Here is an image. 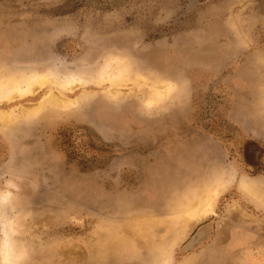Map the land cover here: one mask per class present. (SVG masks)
Wrapping results in <instances>:
<instances>
[{"label":"rangeland","instance_id":"rangeland-1","mask_svg":"<svg viewBox=\"0 0 264 264\" xmlns=\"http://www.w3.org/2000/svg\"><path fill=\"white\" fill-rule=\"evenodd\" d=\"M109 59L75 109L0 100L25 264H264V0H0V76Z\"/></svg>","mask_w":264,"mask_h":264},{"label":"bare ground","instance_id":"bare-ground-1","mask_svg":"<svg viewBox=\"0 0 264 264\" xmlns=\"http://www.w3.org/2000/svg\"><path fill=\"white\" fill-rule=\"evenodd\" d=\"M115 61L117 63L114 66L113 62ZM121 65L122 60L112 59L109 61V63L106 64L104 69L96 77L85 76L83 74H73L72 76H64L55 73L52 70H47L45 72L21 71L14 75H3L0 76V100L12 101L15 98L23 99L29 95H34L35 92H37L43 87H49L48 90L44 93L42 101L38 102L40 104L29 110V115L33 116L35 113L41 111L43 106L72 110L75 109V107L77 106L78 100L63 101L61 99V97L63 96L62 93L54 91V88L60 89L61 91L72 92L77 87L76 84H78V86L88 85L90 83L103 84L106 81H110L114 84H120L115 83L113 78L118 76L119 78H121L120 80L123 81L124 75L127 71L125 69L122 71L121 69L123 68ZM114 69H119L120 72L116 74V71H113ZM171 90L172 85L168 84V87L165 90L164 94H169ZM12 115V113L8 112L0 113V125H3L4 127L7 123L11 122ZM217 194L218 190H210L203 197L196 200L191 210L192 215L202 216L206 212H208L211 202L213 198L217 196ZM9 201V194H4L0 197L1 264H25V244H23L19 238V225L17 222H15L14 217L10 215L7 217L4 215V210L10 207Z\"/></svg>","mask_w":264,"mask_h":264}]
</instances>
